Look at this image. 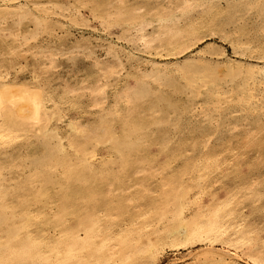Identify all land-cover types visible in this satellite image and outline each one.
<instances>
[{"label":"bare ground","instance_id":"1","mask_svg":"<svg viewBox=\"0 0 264 264\" xmlns=\"http://www.w3.org/2000/svg\"><path fill=\"white\" fill-rule=\"evenodd\" d=\"M250 11L264 19V0H0V264L180 250L264 264V20L251 34ZM84 29L110 39L107 59L56 83L59 33ZM207 37L235 58L209 67ZM85 38L68 50L93 56ZM218 64L243 85H219Z\"/></svg>","mask_w":264,"mask_h":264},{"label":"rangeland","instance_id":"2","mask_svg":"<svg viewBox=\"0 0 264 264\" xmlns=\"http://www.w3.org/2000/svg\"><path fill=\"white\" fill-rule=\"evenodd\" d=\"M251 12H253V13H251ZM255 11H250L246 16H245V19L248 17V20H247V23L249 24V23H251L252 21V25H248V27L251 29V34L252 33H254V31H253V29H256L257 27H258V25H260L261 26V22H260V20L261 21H263L264 19H261L260 17H257L255 14L256 13H254ZM249 15V16H248ZM252 15V16H251ZM254 16H255V19H252V18H254ZM249 17H251V18H249ZM258 18H260L259 20H258ZM257 19V20H256ZM251 22H250V21ZM256 20V21H255ZM256 22V23H255ZM253 23H254V26H253ZM256 25V26H255ZM252 27V28H251ZM256 27V28H255ZM88 30V31H87ZM84 29L83 30V32H82V30H70V32L68 33V34H71L72 32V34L75 36V38L71 35L70 37H69V35L67 36V32L66 31H64V32H61V33H59V35L61 34V36L63 35L65 38H64V44H62L67 50L70 48V46L72 45V43L74 42V41H76V40H78V39H81V38H85V37H82V36H87L86 38L90 41V43H92L91 44V48L93 49V48H95V46L96 45H98L97 47H99V45H100V47L99 48H95V49H93L94 50V54H93V56L95 57V58H93V56H92V54H90V58H92L93 60H91L90 58H89V56H87L86 54H89V53H86L85 55H84V53L83 52H79V54L78 53H76V55L74 54V53H71L69 50H68V52H66L65 51V53L63 52L64 50H66V49H64V47L62 46L61 47V56H58V57H60V58H58V60L59 61H57V69L56 70H53V71H55V72H57L58 73V75L55 73L54 74V77L56 76V79H59V80H55V82L56 83H61V82H64L63 80L65 79V81H68V80H70V81H72V80H74V79H78L79 77L81 78V77H83L84 76V74L86 73V71L89 69V67L90 66H92V65H90V64H93L94 63V61H95V59L96 60H99V61H101L102 59H104V60H106L107 59V56H106V54H105V52L103 51V49H102V47H105V45L107 44L106 42L107 41H110V39L108 38V37H105V36H103L102 34H100V33H97V32H94V31H92L91 29ZM66 32V33H65ZM93 33V34H92ZM82 36H81V35ZM98 35H100V37L98 36ZM80 36V37H79ZM88 36H89V38H88ZM93 39H92V38ZM95 37H97V39L95 38ZM99 37V38H98ZM104 39H103V38ZM74 38V39H73ZM85 38V39H86ZM91 38V39H90ZM100 38H102V39H100ZM65 39H67V40H65ZM76 39V40H75ZM98 39H100L102 42L104 41L105 42V44H104V42L102 43L100 40L98 41ZM105 40H107V41H105ZM114 40V39H113ZM49 41V42H48ZM72 41V42H71ZM205 41V42H204ZM71 42V43H70ZM97 42V43H96ZM49 43V44H48ZM50 43H55L53 40H46V45L44 44V41H43V43L42 42H40V44L42 45V47H44V45L45 46H51V45H54V44H51L50 45ZM209 43V44H208ZM211 43V44H210ZM214 45H213V44ZM69 44V45H68ZM93 44L95 45V46H93ZM216 44H218V46L216 45ZM211 45H213V46H211ZM219 45H222V46H219ZM55 46H56V43H55ZM102 46V47H101ZM220 49V47L222 48V49H220V50H218V48ZM202 50H204V53H202L203 54V57H205L204 59H206L208 62H207V65L209 66V67H215L216 65L214 64L215 63V61H220L221 60V58L223 59V56H221L222 54H224V55H226V56H228V57H231V58H235L234 57V55L231 53L233 50H232V48H231V46H230V44L228 43L227 44V42L226 41H222V40H219L218 38H210V37H207V38H204L202 41H200L199 42V44H198V46H197V48L196 49H198V50H200V49ZM63 50V51H62ZM92 50V51H93ZM101 50V51H100ZM222 50V51H221ZM224 50V51H223ZM99 53H98V52ZM195 51H197V50H195ZM207 51V52H206ZM65 54V55H67V56H65V55H62L63 53ZM215 52H217V53H215ZM220 52V53H219ZM223 52V53H222ZM69 53V54H68ZM96 53V54H95ZM193 53H195L194 51H193ZM222 53V54H221ZM226 53V54H225ZM231 53V54H230ZM70 54H72L73 56H70ZM103 54V55H102ZM205 54V55H204ZM219 54V55H218ZM221 54V55H220ZM81 55V56H80ZM82 55H84V56H82ZM100 55V56H99ZM77 56H78V58H77ZM87 57V59H86V57ZM101 56H102V58H101ZM212 56V57H211ZM216 56V57H215ZM217 56H219V57H217ZM70 57V58H69ZM73 57V58H72ZM67 58H69V60L67 59ZM76 58V59H75ZM99 58V59H98ZM106 58V59H105ZM217 58V59H216ZM72 59H74L73 60V62H71L72 61ZM184 58L183 57H181L180 58V60H183ZM209 59V60H208ZM216 59V60H215ZM62 60V61H61ZM64 60V61H63ZM205 60V61H206ZM213 60V61H212ZM248 61H250V62H253L252 60H249V59H247ZM61 61V62H60ZM79 61V62H78ZM90 61H91V63H90ZM156 61H158L159 63H160V61L162 62V63H164L165 61H168V60H166V59H156ZM164 61V62H163ZM222 61V60H221ZM69 62V63H68ZM77 62V63H76ZM210 62H212V63H210ZM84 63V64H83ZM71 64L74 66V68H73V66H71ZM77 65V66H76ZM59 66H61L60 68H59ZM76 66V67H75ZM84 66V67H83ZM218 67L219 68H221V69H219V70H217L218 71V73L221 75V73L222 74H224V75H222V76H220V75H218V76H220V77H222V78H219L218 77V79L221 81L222 79V81H221V84H220V81L218 80V83H219V85H221L222 87H224V88H226V89H228V87L230 88V87H234L235 86V88H237V89H239V87H240V85H243V81H242V79H243V76L244 75H239V76H237L238 77V79L240 80V81H238V79H233V80H231V78L230 77H228L227 75H225V73L227 72V69L223 66V65H221L220 66V64H218ZM69 68V69H68ZM72 68V70H70ZM77 68H79V69H77ZM224 69V70H223ZM59 70V71H58ZM78 71V72H76V71ZM28 71H29V69H28ZM28 71H25L23 74H21V76H23V78H26V79H30L31 78V76H29V75H31V74H29L30 72H28ZM72 71V72H71ZM73 71H74V73H73ZM221 71V72H220ZM223 71V72H222ZM224 71H225V73H224ZM60 72V73H59ZM65 72H67V73H65ZM71 72V73H70ZM27 73V74H26ZM65 73V74H64ZM78 73V74H77ZM81 73H82V75H81ZM59 74H61L60 76H59ZM75 74H77V75H75ZM25 75V76H24ZM74 75L76 76V77H74ZM79 75V76H78ZM28 76H29V78H28ZM59 76V78H57ZM227 76V77H226ZM62 77V78H61ZM66 77V78H65ZM224 77H226L225 78V80H224ZM236 77V78H237ZM230 80H229V79ZM55 79V78H54ZM62 79V80H61ZM61 81V82H60ZM226 83H225V82ZM229 81H231V82H229ZM233 81V82H232ZM237 81V82H236ZM240 83V85H238L239 83ZM223 83H225V84H223ZM230 84V85H229ZM232 84V85H231ZM233 84H234V86H233ZM236 84V85H235ZM226 87H225V86ZM229 85V86H228ZM238 85V86H237ZM228 86V87H227ZM237 86V87H236ZM203 100L202 98L200 99H197V101L198 102H201V101ZM237 114H239V113H237ZM85 118H87V117H85ZM200 251V249H199V247H195L194 249H193V254H195V253H198ZM192 256L193 255H187V251H185V250H180L179 252H173V251H167V253H165V255H163L162 256V258H161V261H160V264H185V263H187L188 261H190L191 260V258H192Z\"/></svg>","mask_w":264,"mask_h":264}]
</instances>
